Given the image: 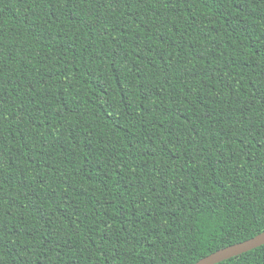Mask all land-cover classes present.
I'll return each mask as SVG.
<instances>
[{"label": "trees", "instance_id": "1", "mask_svg": "<svg viewBox=\"0 0 264 264\" xmlns=\"http://www.w3.org/2000/svg\"><path fill=\"white\" fill-rule=\"evenodd\" d=\"M263 230L264 0H0V264H194Z\"/></svg>", "mask_w": 264, "mask_h": 264}, {"label": "water", "instance_id": "2", "mask_svg": "<svg viewBox=\"0 0 264 264\" xmlns=\"http://www.w3.org/2000/svg\"><path fill=\"white\" fill-rule=\"evenodd\" d=\"M264 244V230L244 241L220 248L196 261L194 264H215L222 260L237 256Z\"/></svg>", "mask_w": 264, "mask_h": 264}]
</instances>
